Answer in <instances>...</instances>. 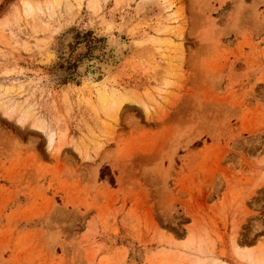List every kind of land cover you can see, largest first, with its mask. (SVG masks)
Here are the masks:
<instances>
[{"label":"rangeland","instance_id":"obj_1","mask_svg":"<svg viewBox=\"0 0 264 264\" xmlns=\"http://www.w3.org/2000/svg\"><path fill=\"white\" fill-rule=\"evenodd\" d=\"M186 1L0 0V264H264V0Z\"/></svg>","mask_w":264,"mask_h":264},{"label":"crops","instance_id":"obj_2","mask_svg":"<svg viewBox=\"0 0 264 264\" xmlns=\"http://www.w3.org/2000/svg\"><path fill=\"white\" fill-rule=\"evenodd\" d=\"M85 2H87V1H84V4H85ZM11 3H12V0H4V9L6 8V6L8 7ZM228 3H229V1H224V3L221 4V5H219L218 3H214V7H215L216 11L213 12V14H219L221 11L224 10V8L227 6ZM242 3L244 5H250L251 1L247 2L246 0H242ZM182 4L185 5L188 8V3H187L186 0H182ZM230 8H232V7H230ZM259 9H261L260 6H259ZM231 10L232 9H230L229 13H227L228 15L223 16V18H225L224 24H227V22L229 21ZM214 16L215 15H212V18L215 19L218 22L220 17H214ZM97 175H98V173H97Z\"/></svg>","mask_w":264,"mask_h":264},{"label":"bare ground","instance_id":"obj_3","mask_svg":"<svg viewBox=\"0 0 264 264\" xmlns=\"http://www.w3.org/2000/svg\"><path fill=\"white\" fill-rule=\"evenodd\" d=\"M113 47H114V46H113ZM115 47L117 48V45H115ZM116 48H115V49H116ZM115 52H116V50H115ZM113 53H114V52H113ZM115 55H116V54H115ZM100 65H101V64H100ZM102 65H103V64H102ZM104 65H105V64H104ZM102 67H103V66H101V68H102ZM108 67H109V66H108ZM108 67H107V68H108ZM108 70H109V69H108ZM104 71H105V70H104ZM93 76H94V75H93ZM91 77H92V76H91V74L89 73V74L87 75L86 78H87V80H89V79H91ZM89 81L91 82V80H89ZM89 81H88V82H89ZM111 98H112V97H111ZM101 100H102V103H103V104L107 102L105 98H102ZM126 101H128V99H125L124 97H121L120 100H117V101H115L114 98H112V103H113V107H114V110L112 111V114H113V115H114V114H115V115L118 114V111L122 109L123 104H124V102H126ZM134 102H135V101H134ZM4 114L7 115V113H5V112H4ZM33 126H36V125L33 124ZM37 128H38V127H37ZM47 141H48V142H47V143H48L47 147H48V148L52 147V139L49 138ZM59 150H60V149H59ZM59 150H58V151H59Z\"/></svg>","mask_w":264,"mask_h":264}]
</instances>
